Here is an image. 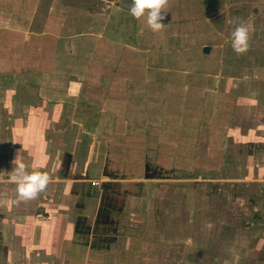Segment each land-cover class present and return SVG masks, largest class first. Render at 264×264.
Segmentation results:
<instances>
[{
  "label": "crops",
  "instance_id": "1",
  "mask_svg": "<svg viewBox=\"0 0 264 264\" xmlns=\"http://www.w3.org/2000/svg\"><path fill=\"white\" fill-rule=\"evenodd\" d=\"M81 1L0 0V6H4V11L0 10V19L5 20L0 25V70L4 71L1 65L6 67L8 60L12 61L16 53L19 56V71L31 68L34 65L29 56L32 49H38L33 59L37 57L38 64L46 63L48 56L45 48L50 42L63 45L70 33L69 38L77 40L79 28H82L80 19L86 16V22L82 25L85 33H80V36L85 34L83 41L86 42L83 44L91 41L96 48L86 74H91V77H88L86 84L78 82L75 93L86 87L84 95L100 96L107 90V119L106 115L100 117L97 127H111L110 117L113 116L116 118L115 126L134 129L133 132L111 133L107 136L110 141L108 138L98 141L100 150L97 152L101 159L97 161L100 166L97 179L103 181L107 142L111 144L112 140H116L120 148V151H112V156L115 158L116 154L119 156L124 152L122 160L127 162L132 151L127 149L125 152L126 144L128 148L129 145L143 147L144 152L158 140L154 128L163 127L166 132L169 129V137L166 135L164 139L161 135L158 154L167 156L166 152L170 153L171 162L179 156L185 161L196 157L201 160L221 159L222 150H216L214 146L227 144L228 136L242 134L240 129L244 128L250 135L254 127L264 126V0H256V7L254 0H169L163 21L165 27L161 32H153L147 26L146 19L137 20L130 14L133 0H115V6L112 0H102L107 9L101 13H86L78 6ZM11 18L19 22L17 28L9 26L8 19ZM230 20H235L236 24L243 23L249 29L250 47L246 54L238 55L231 46V33L236 24H230ZM17 32L20 38L15 40ZM50 32H53V41L47 36ZM8 39L9 42L11 39L10 44ZM69 42L71 45L68 46L73 48L74 41ZM17 59L14 61L17 62ZM95 66L97 72L100 71L99 75L97 72L93 75ZM37 70L44 74L43 78L50 77L44 66ZM11 74L13 77L16 75L15 72ZM32 89L37 90V107L46 106L43 96L49 95V90L45 87ZM24 96L14 85L0 89V112L2 109L9 113H18V109L21 114L30 111L26 107L30 104L24 105L20 99ZM110 102L113 105L110 106ZM137 105L138 112L135 109ZM146 112L148 122L145 124L141 116H145ZM129 113L138 117L133 124L128 119ZM12 116V121L7 118L6 122L11 123L6 127L4 117H0V132L4 127L10 128L13 145L18 141L15 134L18 127L40 126H37L39 119L33 118L27 124L23 117L17 114ZM85 123L95 126L94 117ZM193 127H196L195 130ZM119 134L123 135L113 139ZM23 139L28 147L37 142L29 134ZM85 140L83 142L86 144ZM195 141L197 147L193 145ZM120 142H123V146ZM168 144H171L169 149ZM21 151L18 153L21 154ZM94 152L95 148L89 152L90 156L82 165L84 169L92 170ZM146 153L149 154V151L146 150ZM20 154L18 162L25 158ZM13 155L17 159L14 151L8 149L6 157L1 158L6 161L5 165H1L2 170L5 166H14L9 162L15 160ZM139 156L141 154L133 157L139 162ZM116 159H120V156ZM87 175H90L88 171ZM69 179H65L63 185L70 201L65 202L63 207L68 209L70 204L81 200L73 192V184L66 182ZM2 204L0 264H94V251L77 246L79 220L74 215V204V211L59 215L54 203H43L42 207H48L49 216L53 217L51 222H41L40 213L30 222L23 216L8 213V207L6 211ZM57 205L59 208L60 204ZM46 228L48 231H45Z\"/></svg>",
  "mask_w": 264,
  "mask_h": 264
},
{
  "label": "rangeland",
  "instance_id": "2",
  "mask_svg": "<svg viewBox=\"0 0 264 264\" xmlns=\"http://www.w3.org/2000/svg\"><path fill=\"white\" fill-rule=\"evenodd\" d=\"M254 2L256 7L257 1ZM104 5L102 0H82L78 3L86 13H101L107 9ZM0 10L4 11V6H0ZM3 21L0 19V25ZM11 21L12 18L8 19L9 26L17 28L19 22L13 21L12 24ZM85 22L86 16H83L77 40L69 38L70 33L63 45L54 43L53 32L47 35L53 42L45 48L48 56L46 63L38 64L37 57L33 59L38 49H32L29 56L34 65L31 68L19 71L17 53L12 61L8 60L10 64L8 62L6 67L1 65L4 71L0 70V89L17 86L21 96L22 93L25 95L20 98L22 103L30 104L26 105L30 111L21 114L18 109V113L2 109L0 117H4L5 122L8 117L12 121V115L17 114L27 124L33 118L39 119L37 126H40L18 127L15 131L18 141L13 145L11 129L5 128L11 122L4 124L0 132V137H3L0 138V172L9 173L14 167L5 166L2 170L1 165L6 164L2 159L8 149L14 151L17 157L22 150L20 155L25 158L19 162L26 164L29 173L40 171L59 177L36 199L19 204L16 203L19 199L17 188L0 181L3 209L8 207V213L23 216L30 222L40 213L41 222H51L53 217L49 216L48 207H42L43 203H54L59 215L74 211V204V215L79 220L77 246L94 251V264H253V261L254 264H264V126L254 127L250 135L244 128L240 129L242 134L228 136L227 144L212 146L222 150L221 159L201 160L196 157L185 161L179 156L171 162L170 153L166 152L167 156L158 154L161 135L164 139L169 137V129L166 132L163 127L154 128L158 140L144 152L143 147L129 145L128 148L126 144L125 152L127 149L132 151L127 162L122 160L125 155L123 150V154H119L120 159H116L119 157L117 154L115 158L112 156V151H120L116 140H112L111 144L107 142L103 181L96 178L100 173L97 161L101 159L97 152L100 150L98 141L107 138L110 141L107 136L111 133L133 132L134 129L115 126L116 118L113 116L110 121L115 127H97L100 117L107 114V90L100 96H89L84 95L86 87L83 86L81 92L75 93L78 82L86 84L91 77V74H86L96 48L91 41L83 44L86 42L83 41L85 34L80 36V33H85L82 26ZM15 34V40L19 39L18 32ZM70 40L74 41L73 48L69 47ZM41 65L50 74L49 78H43L44 74L37 70L38 67L43 68ZM11 72L16 73L15 78ZM96 72L95 66L93 75ZM99 74L100 71L97 72ZM40 87L49 90V95L43 96L47 103L44 107L35 104L37 90L32 88ZM114 104L117 105V101ZM111 105L113 102H110ZM132 114L129 113L128 117L131 124L138 119ZM93 117L95 126L91 127L85 121ZM141 117L146 124L148 113ZM28 134L37 141L31 147L25 146L22 140ZM120 135L123 134L115 135L113 139ZM120 143L123 146V142ZM193 145L197 147L198 143L195 141ZM94 148L95 164L92 170L84 169L82 165ZM140 154L138 162L134 157ZM13 159H16L14 155ZM9 162L13 164L11 160ZM65 179H69L66 182L73 184V192L81 199L76 204H70L69 209L63 207L65 202L70 203L69 195L63 190ZM57 204H60L59 208Z\"/></svg>",
  "mask_w": 264,
  "mask_h": 264
},
{
  "label": "clouds",
  "instance_id": "3",
  "mask_svg": "<svg viewBox=\"0 0 264 264\" xmlns=\"http://www.w3.org/2000/svg\"><path fill=\"white\" fill-rule=\"evenodd\" d=\"M108 2V0H106ZM169 0H133L130 14L137 20L146 19L147 26L153 32H161L165 24V11ZM115 6V0H112ZM230 24H236L235 20L228 21ZM231 46L238 54H246L249 50V29L243 23L236 24L231 33ZM18 158L13 161L14 167L11 172H0V181H6L9 185L17 188L19 204L21 201H30L36 199L41 193L45 192L48 185L54 183L59 177L49 176L47 173L34 171L29 173L27 166L23 162H18Z\"/></svg>",
  "mask_w": 264,
  "mask_h": 264
}]
</instances>
